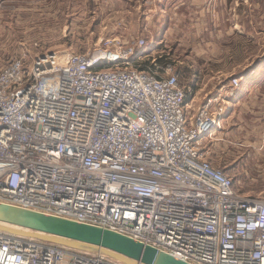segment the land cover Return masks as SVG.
Listing matches in <instances>:
<instances>
[{
	"label": "built area",
	"instance_id": "1",
	"mask_svg": "<svg viewBox=\"0 0 264 264\" xmlns=\"http://www.w3.org/2000/svg\"><path fill=\"white\" fill-rule=\"evenodd\" d=\"M146 47L107 40L0 71V204L109 230L187 264H264V198L238 193L202 153L227 97L189 117L177 75L139 63L155 62ZM0 264L121 263L0 232Z\"/></svg>",
	"mask_w": 264,
	"mask_h": 264
},
{
	"label": "rangeland",
	"instance_id": "2",
	"mask_svg": "<svg viewBox=\"0 0 264 264\" xmlns=\"http://www.w3.org/2000/svg\"><path fill=\"white\" fill-rule=\"evenodd\" d=\"M164 1L0 0V71L17 58L30 64L40 54H86L104 47L107 40L127 45L143 39L145 55L152 53L155 62L148 57L139 63L160 68V76L177 75L189 117L210 97L226 95L228 103L233 79L239 80L237 91L248 88L245 70L258 71L261 77L264 0H186L181 14L172 7L177 2L163 12ZM162 25H167L164 31ZM224 120L209 139H203L202 153L214 168L230 174L238 193L264 198V158L237 155L236 161L242 162L235 172Z\"/></svg>",
	"mask_w": 264,
	"mask_h": 264
},
{
	"label": "water",
	"instance_id": "3",
	"mask_svg": "<svg viewBox=\"0 0 264 264\" xmlns=\"http://www.w3.org/2000/svg\"><path fill=\"white\" fill-rule=\"evenodd\" d=\"M0 232L104 255L123 264H187L109 230L3 204H0Z\"/></svg>",
	"mask_w": 264,
	"mask_h": 264
},
{
	"label": "crops",
	"instance_id": "4",
	"mask_svg": "<svg viewBox=\"0 0 264 264\" xmlns=\"http://www.w3.org/2000/svg\"><path fill=\"white\" fill-rule=\"evenodd\" d=\"M165 1L166 3L162 6L163 12L167 9L166 7L171 6L170 3L177 2L172 4V7L178 8L177 10L180 9V14L182 10H184L183 7L186 5L185 3H187L186 0ZM191 1L195 2V0ZM189 5L190 7H195L197 4L190 3ZM164 25H162L163 31L167 26ZM158 36L156 38H159ZM261 68H263V66ZM257 72L258 71L251 72L248 76L243 78L244 82H247L249 87L241 88L239 91H237V89L234 93V97L228 98L226 112L222 118H225L223 122H227L229 126L231 145L229 147V154L231 157H234L232 167L235 172L241 167L240 164L242 162L239 163V161H236L237 155L244 154L243 158L248 159V157L254 158L253 156L258 154L264 158V85L261 83L259 84L260 81H264V73L260 75L261 77L259 78L256 75L258 74ZM257 83L258 86H260L259 88L254 85ZM228 177L230 178V174Z\"/></svg>",
	"mask_w": 264,
	"mask_h": 264
},
{
	"label": "trees",
	"instance_id": "5",
	"mask_svg": "<svg viewBox=\"0 0 264 264\" xmlns=\"http://www.w3.org/2000/svg\"><path fill=\"white\" fill-rule=\"evenodd\" d=\"M257 63H259V62H257ZM143 66L144 67H148L147 65H146V63H144L143 64ZM259 65H257L256 67H258ZM257 69V68H256ZM255 70H249V69H247V70H245L244 72H243V77H246V76H248L251 72H254ZM233 187H234V185H233ZM235 189V188H234Z\"/></svg>",
	"mask_w": 264,
	"mask_h": 264
},
{
	"label": "bare ground",
	"instance_id": "6",
	"mask_svg": "<svg viewBox=\"0 0 264 264\" xmlns=\"http://www.w3.org/2000/svg\"><path fill=\"white\" fill-rule=\"evenodd\" d=\"M221 126V125H220ZM213 133V132H212ZM209 139V138H208Z\"/></svg>",
	"mask_w": 264,
	"mask_h": 264
}]
</instances>
